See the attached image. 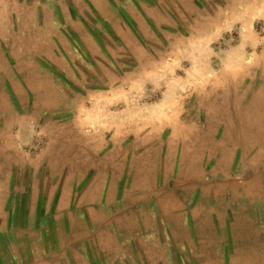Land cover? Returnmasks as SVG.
<instances>
[{"label":"rangeland","instance_id":"1","mask_svg":"<svg viewBox=\"0 0 264 264\" xmlns=\"http://www.w3.org/2000/svg\"><path fill=\"white\" fill-rule=\"evenodd\" d=\"M0 264H264V0H0Z\"/></svg>","mask_w":264,"mask_h":264},{"label":"bare ground","instance_id":"2","mask_svg":"<svg viewBox=\"0 0 264 264\" xmlns=\"http://www.w3.org/2000/svg\"><path fill=\"white\" fill-rule=\"evenodd\" d=\"M240 189V188H239ZM249 257V256H248ZM251 259V258H250Z\"/></svg>","mask_w":264,"mask_h":264}]
</instances>
